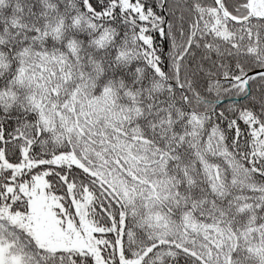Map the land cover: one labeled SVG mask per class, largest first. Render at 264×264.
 Here are the masks:
<instances>
[{
  "label": "snow or ice",
  "instance_id": "snow-or-ice-1",
  "mask_svg": "<svg viewBox=\"0 0 264 264\" xmlns=\"http://www.w3.org/2000/svg\"><path fill=\"white\" fill-rule=\"evenodd\" d=\"M0 264H264V0H0Z\"/></svg>",
  "mask_w": 264,
  "mask_h": 264
}]
</instances>
